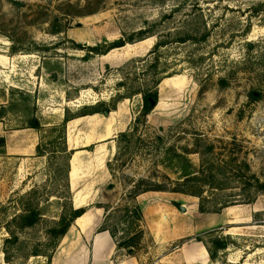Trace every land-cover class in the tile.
Returning a JSON list of instances; mask_svg holds the SVG:
<instances>
[{
    "label": "rangeland",
    "instance_id": "1",
    "mask_svg": "<svg viewBox=\"0 0 264 264\" xmlns=\"http://www.w3.org/2000/svg\"><path fill=\"white\" fill-rule=\"evenodd\" d=\"M203 21L211 31L205 40L177 41L185 27L200 29ZM144 29L157 34L106 54L92 49ZM159 39L166 45L151 53ZM0 53L9 57L6 69L0 66L6 136L17 142L24 132L37 133L45 154L27 147L26 155H7L0 142V264H51L30 253L50 250L46 230L70 199L91 214L97 204L120 205L132 180L172 188L194 174L218 187H206L202 197L172 191L140 197L146 246L139 264H264V192L244 187L254 182L252 174L264 181V0H0ZM155 57L158 74L151 69ZM140 88L159 92L145 121L142 95L135 94L110 113L68 122L70 164L74 156L83 162L68 189L66 160L57 157L67 112L110 105ZM210 168L220 172L211 175ZM32 190L43 219L19 232L9 263L8 222L27 207L20 198ZM202 202L208 210L226 207L202 212ZM206 233L229 241L214 263L197 239ZM90 243V235L72 227L55 252L61 261L82 264L81 247ZM123 252L113 261L128 259Z\"/></svg>",
    "mask_w": 264,
    "mask_h": 264
},
{
    "label": "trees",
    "instance_id": "2",
    "mask_svg": "<svg viewBox=\"0 0 264 264\" xmlns=\"http://www.w3.org/2000/svg\"><path fill=\"white\" fill-rule=\"evenodd\" d=\"M207 22L203 21L200 26V29L193 28L195 30L185 29L180 32V34H184L178 38L177 41L182 43L187 42L189 40L199 41L200 39L205 40L211 33L209 28L207 27ZM192 27V26H191ZM202 27V28H201ZM203 31L200 33V31ZM157 33L155 31L149 30H140L137 34H132L125 38H120L109 43L104 49L101 48V45L92 47L98 54H106L109 51L124 47L129 43H135L137 41H141L146 39L147 37L154 36ZM195 34H203L202 38H198ZM75 47L86 49L87 46L81 43H75ZM166 45V42L159 39L155 44L154 49L151 53L157 52L161 47ZM151 53L149 55H151ZM154 63L151 66V69L156 72L158 67V57L154 58ZM158 82V81H156ZM220 84L225 87L227 85L225 79H220ZM122 86L125 84L122 83ZM158 86V85H156ZM135 94H141L143 98L141 117H143L144 121L147 116L152 112L157 103L159 102V92L157 88H140L128 92L127 94L120 95L118 98H115L110 105L105 104L104 102L98 103L94 106H85V108L75 114L71 112H67V116H65L64 121L58 127L61 130V134L63 135V143L64 147L62 152L57 156L59 158H63L66 160V187L71 189L70 180H69V171H70V160L72 158L73 150H68L66 145V132H67V124L71 120L77 117H83L87 115L94 114H105L110 113L111 111L116 110L118 102L122 98H129ZM253 96V94H251ZM30 127L37 128L35 121H31ZM57 129V128H55ZM92 148V147H91ZM38 155H45L40 146L37 147ZM245 168L248 172H251V168L249 164H245ZM220 170V169H219ZM216 168H210L209 173H215V171L220 172ZM213 177V176H211ZM254 179V182L250 181L245 182V188L249 189L250 187L255 188L256 193L264 192V181H261L256 177L255 174L250 176ZM210 178V176H209ZM173 184L172 188H169L166 183L156 182L152 179L147 178H139L136 180H132L129 182V189L125 193L123 198V202L117 207L112 205H102L97 204L98 208H104L105 215L102 224L100 225L98 232L108 231L113 237L117 251H124L123 255L137 257L138 253L143 250L146 246V232L143 227L144 221V211L142 205L138 201V197L144 193L151 191H172L188 194L191 196L202 197L205 192L206 187H214L215 184L212 181H201L197 175L186 176L183 181H175L171 182ZM21 201L24 202L28 199L27 207L18 214H15L13 218L8 222L7 230L10 233V237L5 240L7 248L5 249L7 262H11V257L9 254V247L11 245H17L21 240L19 236V232L23 231L27 228L35 227L40 223L43 219V214L40 210L39 203L36 202L37 197L34 190L24 194L21 196ZM255 199V196L252 198H248L245 203H251ZM205 200V198H203ZM25 203V202H24ZM226 207V204H219L214 207V210H208L204 206V202L200 205V210L202 212L213 211L219 213L222 209ZM87 207H75L72 199L68 202H65L62 205V212L57 221L53 222V225H50L47 230L48 242H46L47 248L50 247V250H40L38 247L34 248L30 256H45L49 259V262L52 261L53 254L56 251L57 247L60 244V241L65 237V235L69 232L70 228L74 225L76 220L81 217L84 213L87 212ZM207 237V238H206ZM199 241L203 242L207 248L209 253V257L211 262H216L219 259V255L222 251H225L229 247V241L227 239H222L218 237H213L212 233H206L203 236H198ZM224 263H227L224 260Z\"/></svg>",
    "mask_w": 264,
    "mask_h": 264
},
{
    "label": "crops",
    "instance_id": "3",
    "mask_svg": "<svg viewBox=\"0 0 264 264\" xmlns=\"http://www.w3.org/2000/svg\"><path fill=\"white\" fill-rule=\"evenodd\" d=\"M9 57H7L4 54L0 53V66L4 67L6 69L7 62L9 60ZM12 67V66H10ZM5 70H2V72ZM2 74H0V77ZM75 120V119H73ZM72 121V120H71ZM26 130V129H25ZM27 130H29L27 128ZM7 128L0 122V142L5 143L4 149L6 151L7 155H15V156H22L26 155L25 152L27 147L29 149H35L37 150L38 147V134H26L25 132L20 136V141L17 142H11L10 139L6 136ZM28 142L35 141L34 144L30 143L28 145ZM33 145V146H32ZM70 174H71V164H70V171H69V180H70ZM70 187H73L70 182ZM140 195L138 197V201H140ZM88 215V218L85 219L84 216ZM104 210L102 208H96V212H93L90 214V212L87 210L86 213H84L81 217V219H84L81 224H79V218L76 220L75 224L72 227H75L78 229L85 237L90 235L91 236V243L88 245H84L81 247V252L79 255L82 264H139V261L136 257H130L128 259L122 260L120 262L113 261V258L118 253L116 243L111 236V234L108 231H102L97 232L94 231L98 226H100L104 219ZM82 225V226H81ZM72 227L70 228L69 232L65 235V237L69 236L72 233ZM60 249V248H59ZM59 250L55 252V255L52 258L51 264H75L77 262L72 261H61L64 258H59ZM83 256V258H82ZM81 264V263H79Z\"/></svg>",
    "mask_w": 264,
    "mask_h": 264
},
{
    "label": "bare ground",
    "instance_id": "4",
    "mask_svg": "<svg viewBox=\"0 0 264 264\" xmlns=\"http://www.w3.org/2000/svg\"><path fill=\"white\" fill-rule=\"evenodd\" d=\"M83 166V162L80 160L79 156H74L71 161V179H77L79 177V172L81 170V167ZM83 201L81 199L76 198V205H81Z\"/></svg>",
    "mask_w": 264,
    "mask_h": 264
},
{
    "label": "water",
    "instance_id": "5",
    "mask_svg": "<svg viewBox=\"0 0 264 264\" xmlns=\"http://www.w3.org/2000/svg\"><path fill=\"white\" fill-rule=\"evenodd\" d=\"M35 124L38 125V121H35Z\"/></svg>",
    "mask_w": 264,
    "mask_h": 264
}]
</instances>
